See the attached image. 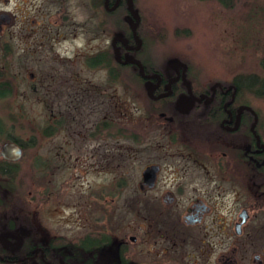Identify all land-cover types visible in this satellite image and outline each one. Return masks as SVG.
<instances>
[{
    "label": "flooded vegetation",
    "instance_id": "1",
    "mask_svg": "<svg viewBox=\"0 0 264 264\" xmlns=\"http://www.w3.org/2000/svg\"><path fill=\"white\" fill-rule=\"evenodd\" d=\"M20 1L26 4L21 28L24 38L37 36L39 63L52 70L42 77L45 84L39 83L37 87L33 86L34 76L29 73L31 91L49 90L51 86L60 89L62 84L71 80L82 84L80 90L83 93L93 94V97H86L90 103L101 102L102 106L115 100L120 102L108 91L114 86L123 89L125 66L136 72L143 88L147 79L139 77L137 68L119 64L113 57L115 49L120 62L125 55L138 60L141 50L140 47L137 52L130 51L134 45L130 31L128 29L129 37H126L122 29L126 15L115 16V12L124 5V0H120L113 11L108 10L114 0H107L106 8L105 0H99L95 7L93 0H85L90 12L99 10L105 17L98 31L110 37L105 49L111 56V68L100 61L93 67L85 66L88 59H99L101 51L86 57V52L74 50L67 56L65 52L61 55L53 49L54 44L65 39L58 34L60 27L68 28L66 36L74 38L76 26L71 23L69 11L61 7L62 3L70 0H35L38 4L35 5L36 11L41 12L38 19L29 16V1L34 0ZM50 8L54 9L51 23L48 17ZM12 19L10 14L0 11V34L2 25L12 24ZM51 25L57 30L54 31ZM135 31L137 34V28ZM115 35H121L123 41L112 43ZM0 43H4L0 50L1 72L5 70L6 76L0 83L7 80L11 89L9 97H13L17 87L16 77L8 72V68L16 62L23 69L31 52L28 49L19 50L17 53L22 60H14L12 47L7 42ZM78 58L90 74L101 73L102 76L80 79L73 66ZM183 64L185 71L166 64L162 68L146 70L141 64L143 75L153 76L148 79L153 89L151 98H148L143 88L145 97L151 101L148 103V115L142 117L148 124L144 132L137 134L138 140L134 143L137 155L148 150L152 161L144 165L140 172L138 195L129 196L128 200L133 201L134 214L140 220H137L139 228L144 229V236L149 241H145L144 237L143 242H137L135 237L129 236L128 241L136 244L135 250L127 243H114L112 239L108 246L92 243L93 234L100 235L102 240L109 235L111 228L108 221L112 217L105 210H102L101 217L104 218L103 226L96 225L95 229H89L82 235L66 237L47 234L41 224H35L36 216L32 215L35 199L24 191L19 177V170L23 167L20 159L25 150L21 143L8 140L9 134L3 133L6 140H0V264H264V115L252 102V76L232 73L229 77L207 79L202 72H197L191 80L188 65ZM53 65H57L58 69L62 67L63 74L55 76L53 71L57 70L50 67ZM56 112L54 120L60 121L61 126L51 137L41 135L40 140L62 134V130L75 118L61 108ZM51 117L48 113L47 119ZM106 122L102 120L100 123L105 126ZM97 125L85 138L95 142L94 149L100 147L102 150L109 131L106 128L95 130ZM76 135L82 139L79 134ZM146 136L149 137L148 142ZM64 138L66 140L56 148L58 162L56 160L53 164L37 156L36 161L29 165L40 167L42 171L50 164L54 170L62 169L61 150L75 144L71 135ZM6 142L20 148L21 156L17 161H10L1 155V146ZM105 149L106 146L102 151ZM150 166L157 167V171L152 186L148 188L142 184L141 174ZM118 182L110 187L106 184L100 187L94 197L101 198L104 204L120 198L126 184L122 179ZM45 187L40 194L42 197H37L38 208L44 204L42 199L47 197L48 188ZM141 203L146 204L142 206ZM147 203L159 214L154 210V216L152 210L149 214ZM162 214L172 217V222L165 223L166 219L157 218ZM141 222L146 226H141ZM180 230H184L185 234H179ZM97 245V249H93ZM78 250L81 257H78Z\"/></svg>",
    "mask_w": 264,
    "mask_h": 264
},
{
    "label": "rangeland",
    "instance_id": "2",
    "mask_svg": "<svg viewBox=\"0 0 264 264\" xmlns=\"http://www.w3.org/2000/svg\"><path fill=\"white\" fill-rule=\"evenodd\" d=\"M232 4V8L225 9L212 0H133L134 10L138 16L144 18V33L149 39H146V49L141 56L160 68L167 60L177 59L190 66L192 71L202 72L207 79L229 77L232 73H241L243 76L249 74L252 78L263 77L264 0H232ZM35 5H38L35 0L29 1V16L38 19V13L41 12L36 11ZM45 7L47 9V6ZM61 7L69 11L71 23L76 27L74 38L66 36L68 28L58 29V34L65 36V39L53 45L57 53L63 55L65 52V55L69 56V53L75 50L78 53L86 52L87 57L97 51L106 50L110 37L98 31L101 21L105 18L99 10L90 12L85 0H70L62 3ZM25 9V2L20 0H0V11L10 14L13 18L12 24L2 25L0 41L7 42L12 47L14 60H22L17 53L19 50L28 49L31 52L23 69L16 62L8 68V72L16 77L17 87L13 97L0 100V118L6 134L22 142L35 144L23 153L20 159L23 167L19 170L24 191H28L29 196L35 199L32 202V206L35 205L32 209V215L36 216L35 224H41L47 234L74 237L89 229H95L96 225L103 226L104 218L101 217L104 212H108L110 218L112 217L108 221L112 241L127 243L128 247L135 250L136 244L130 243L128 237H135L136 241L140 242L144 241L145 236L144 229L139 228V218H136L132 211L133 201L128 200V197L138 195L140 172L144 165L152 161L150 154L147 150L137 155L138 149L134 141L109 136L103 141L102 150L106 146L105 151L100 147L94 149L95 142L87 140L85 136L102 120L111 121L114 126L129 128L136 135L144 132L148 123L142 118L143 92L141 89L131 88L127 91L114 86V89H109L108 94H113L114 99L119 98L120 102L115 100L101 106V102L86 101V97H93V94L83 93L84 91L80 90L82 84H75L71 80L62 84L60 89L51 86L49 90L31 91L28 74H33L32 84L37 87L39 83L45 84L41 79L52 70L39 63L37 36L24 38L21 28L24 24ZM53 14L54 9L50 8L49 23L54 18ZM51 28L57 30L54 25H51ZM3 44L0 43V50ZM73 66L82 80L102 76L101 73L90 74L79 58ZM50 67L57 70L53 71L55 76L63 74L62 67ZM2 70L0 58V82L6 79L5 70L3 73ZM128 73V70H124V75ZM43 95L46 96L44 99ZM252 102L261 115H264V97H253ZM73 107H76V110ZM60 108L75 118L62 130V134L48 140H40V128L49 122L48 113L54 119L56 111ZM116 110L121 113L120 119H115ZM14 117L17 120L11 124L9 119ZM31 127L35 128L34 132ZM76 134L82 139L77 138ZM69 135L73 137L75 144L65 146L61 150L60 155L63 154L64 163L62 169L54 170L50 164L49 168L42 171L40 167L29 165L36 161L33 158L37 156L53 164L56 160L58 162L55 156L56 148L66 140L64 137ZM145 140L148 142L149 137L146 136ZM121 179L126 186L120 192V198L104 204L101 198L94 197L100 187L105 184L110 187ZM44 186L48 188L47 197L42 199L44 204H40L38 208L37 197H42L40 194ZM145 204L141 203L142 206ZM147 205L149 214L150 210L152 216L159 214L158 210L150 208L149 203ZM157 218L166 219L165 223H171L173 219L165 214ZM96 219L99 220L94 222ZM140 224L146 226L143 222ZM179 234L183 235L185 231L180 230ZM145 241L148 242V238Z\"/></svg>",
    "mask_w": 264,
    "mask_h": 264
},
{
    "label": "trees",
    "instance_id": "3",
    "mask_svg": "<svg viewBox=\"0 0 264 264\" xmlns=\"http://www.w3.org/2000/svg\"><path fill=\"white\" fill-rule=\"evenodd\" d=\"M197 1H211V0H197ZM214 2H216L218 5H220L221 7L225 8V9H230L232 8L233 4H232V0H212ZM99 3V0H93V5L94 7L97 6ZM124 5L119 8L117 10V12H115V16L117 17V15H119L120 17L122 15H126V12L124 10ZM115 17V19H116ZM139 24L137 26V35L138 37L141 39L142 42V46H141V50L138 53V60L140 61V63L145 67L146 70L152 69V68H157L156 66H154L149 59L143 58V56H141L142 52L146 49V44H147V40L148 37L147 35H145V31H144V18L139 16ZM123 31L126 37H129V31L127 28V24L124 23L123 25ZM147 39V40H146ZM161 40V39H159ZM102 62V65H106L108 68H111V56L108 54L107 50L102 51L99 55V59L96 57H92L90 59L87 60V63H85V66H95L98 64V62ZM91 62V63H89ZM188 74H189V78L191 80H193L195 73H197V71H192V68H190V66H188ZM124 70H128L129 73L127 75H124V84H123V89L124 90H130L131 88H136L138 90L141 89V91L143 92V88H142V82L141 80H139L137 78L136 72L131 70V68H129V66H125ZM110 77V76H109ZM4 80V79H3ZM7 82V80H6ZM5 81L3 83H0V100L3 99H7L10 95H11V89L9 87V85H7ZM251 92L253 97L255 98H261L264 97V78H252V88H251ZM144 95V92H143ZM151 102L149 99H147L145 97V95L143 96V105H144V115H148L149 113V105L148 103ZM114 105V103H113ZM116 118L115 119H120V115L121 113L118 112V110H116ZM20 119L22 118L21 116L19 117ZM17 119L11 118L9 119V121L11 122V124H13ZM111 120V119H110ZM61 126V122L58 120H54L52 118L49 119V122H47V124L43 127L40 128V135H43L45 137H51L55 132L58 131L59 127ZM107 129L109 131V137H121L124 140H128V141H136L138 140V136L133 133L129 128H125V127H121V126H114L113 123L111 121L106 122L105 126L101 123H99L96 126L95 130L101 131L102 129ZM31 131H35L34 127L30 128ZM6 132L4 123L2 121V119L0 118V140H6L5 137L3 135V133ZM8 140H12V141H16L18 143L22 144L23 150L27 151L28 148H32L33 146H35V144L31 143V142H27V143H22V141H20L18 138H14L13 136L9 135ZM36 146H38V144L36 143ZM34 160H36V158H34ZM133 213L134 210L132 209ZM93 239H92V243L94 244H104V246H108L111 243V236L108 235V237H105V239H101L100 235H92ZM99 238V239H96ZM98 245L93 247V249H97ZM79 253H81L78 250V257H81L79 255Z\"/></svg>",
    "mask_w": 264,
    "mask_h": 264
},
{
    "label": "water",
    "instance_id": "4",
    "mask_svg": "<svg viewBox=\"0 0 264 264\" xmlns=\"http://www.w3.org/2000/svg\"><path fill=\"white\" fill-rule=\"evenodd\" d=\"M119 2H120V0H114L113 5L111 6V8L108 11L115 10L117 8ZM106 4H107V0L104 1V7L105 8H106ZM124 5H125V10H126L125 22L128 26V29L130 31L131 38H132V41L134 44L133 47L130 48V51L137 52L141 47V40L137 37L135 30L139 24L140 19H139L137 12L134 10L133 0H124ZM116 40L123 41V38L121 35H115L112 39V43H114ZM113 53H114L113 54L114 60L117 63L122 64V65L135 66L137 68V71H138L137 73H138L139 77L143 80L147 79V81L144 82L143 88L146 92V96L148 98H151L153 86L148 81V79H152L153 76H151V77L144 76L142 65L140 64V62L138 60H136L132 56L125 55L123 60L120 62L119 56H118L115 49L113 50ZM166 65L170 66V67H174V68L181 67L183 71H185V69H186V66L183 63H181L179 60L174 59V58L167 60ZM1 155L10 161H17L21 156V150H20V148H18L14 144L6 142V143L2 144V146H1ZM156 171H157V167H155V166L146 167L142 171V174H141L142 184L145 185L146 187L150 188L153 184L154 179H155ZM130 239H131V241L134 240V238H132V237Z\"/></svg>",
    "mask_w": 264,
    "mask_h": 264
}]
</instances>
